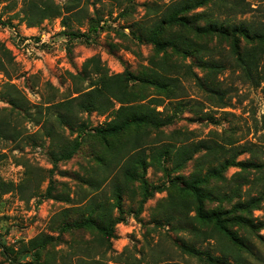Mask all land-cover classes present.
<instances>
[{
    "label": "rangeland",
    "instance_id": "obj_1",
    "mask_svg": "<svg viewBox=\"0 0 264 264\" xmlns=\"http://www.w3.org/2000/svg\"><path fill=\"white\" fill-rule=\"evenodd\" d=\"M55 1L72 7L71 11L35 26L22 19L24 0L0 1V44H5L14 57V65L0 70V116L10 115L18 134L15 140L1 145L0 175L14 184L24 178L27 168L43 176L40 193L29 201L21 199L16 190L0 191V242L8 247L11 256L21 262L30 261L32 257L23 253L24 244L38 235L51 234L59 239L43 251L41 259L51 260L52 264H208L200 258L208 254H212V264H238L237 255L244 264H264V42L242 43L258 55L252 77L238 65L232 44L215 34L197 39L207 43L212 51L186 57L170 47L167 51L159 50L143 36L142 27H150L165 17L168 6L180 0ZM235 1L240 3V12L213 6L209 11L212 18L228 23L245 21L255 27L264 24V0ZM204 9L197 7L190 14ZM64 15L69 16L67 24L63 23ZM90 18L97 21L99 32L90 31ZM66 28L77 33L70 42L62 38L67 37L63 35ZM26 39L39 43L36 47L42 53L39 60L28 59L22 53L19 44ZM212 53L225 65L219 72L201 67L202 58L208 59ZM93 57L100 59L99 73L93 71L94 63L89 66L91 71L85 72V63ZM166 58L168 67L162 69L159 64ZM158 71L162 77L173 78L170 90L161 92L158 88V80L153 77ZM126 72L136 78L128 82L132 103L155 108L168 122L159 129L148 127L139 131L144 138L141 147L146 152L167 142L179 145L200 140L211 143L214 140L242 150L236 160L245 167L233 165L225 172L229 180L235 175L231 186L242 184L240 190L233 192L226 185L229 181L211 179L209 188L219 185L213 190L215 195L221 197L225 193L229 196L226 199H232L206 201L208 208L220 206L229 210L239 201L260 200L259 207L238 209L236 215L244 218L229 223L243 239L244 246H237L236 241L216 231L212 240L196 241V236L185 229L186 217L178 220L179 225L177 221L169 222V216L175 212L170 202L171 193H175L171 179L190 176L205 150L196 153L179 171L172 168L171 157L167 155H162L156 165H149L144 177L149 184L147 192L152 193L147 200L140 187L141 180L120 178L126 190L121 211L113 212L118 221L113 225L114 236L107 257L94 252L89 257L83 255L96 248V242L99 245L96 230L60 229L65 226L61 224L63 221L72 223L85 218L83 210L89 199L96 197L102 202L111 199L112 182L120 175L118 158L129 150L131 143L116 159L112 152L106 154L113 162L107 169L97 158L104 155L105 146L95 131L114 117L120 103L113 101L106 112L77 113L73 126L62 127L56 109L49 112L46 106L76 96L79 90L93 88L103 74ZM7 82L22 92L27 110L11 111L12 106L2 95ZM212 87L222 90L224 95L212 92L209 89ZM51 127L55 131L53 138L47 135ZM134 133L133 130L130 136ZM77 139L82 142L81 147L67 158L65 154ZM51 180L55 198L46 194ZM68 196L70 200H66ZM188 246L197 247L200 253L188 251ZM0 264H12L1 254V247Z\"/></svg>",
    "mask_w": 264,
    "mask_h": 264
},
{
    "label": "trees",
    "instance_id": "obj_2",
    "mask_svg": "<svg viewBox=\"0 0 264 264\" xmlns=\"http://www.w3.org/2000/svg\"><path fill=\"white\" fill-rule=\"evenodd\" d=\"M0 1H11L16 3L17 0ZM239 4L240 3L235 0H180L168 6L165 17H161L150 27H142L143 30L140 31L143 36H146L148 41L156 44L159 50L167 51V48L170 47L174 52L185 57L188 55H202L208 53V51H212L207 43L199 42L197 39L207 34H215L220 39H226L232 44V53L236 55L238 65H240L244 73L252 76L258 55L253 48H246V45L242 46V43L245 41L247 44L254 42L263 44L264 24L255 27L247 24L245 21L228 23L227 21L212 18V14L209 12L213 10V6L219 8H224L225 6L228 12L238 13L241 11L238 8ZM209 6L210 9L207 10ZM197 7H204L206 9L190 14L192 10ZM71 9L72 7L63 6L55 0H24L21 13L23 14L22 19L30 26H35L41 24L46 19H53L61 16L63 13L71 11ZM68 18L69 16H63L64 24H67ZM89 28L90 31H95V33L99 32L97 21L93 18L89 20ZM64 30L63 35L67 36V42H70L73 37L77 36V33L70 32L67 28ZM183 30L192 33L194 36H191L190 33H185ZM133 33L136 35L135 32ZM84 35L85 34H80V36ZM139 36L140 35L136 37ZM168 62L169 60L167 58L162 59V64L159 65L162 69H166L168 67ZM92 63H94V67H96L93 71L99 73L101 64L100 59H96V57L87 60L85 63V72L89 71V66ZM7 65H14V57H12V52L5 44L1 43L0 70L6 71ZM224 66V63L220 61V59L213 57V53L212 57L208 59L202 58V69L219 72ZM195 75L200 83L199 76L197 74ZM153 77L158 80L157 85L160 86L158 88L161 92L171 89L172 77H162L160 71L156 72ZM131 78L136 79L128 72L112 75L103 74L96 81L93 88L86 91L79 90V94L76 96L46 106L49 112L51 109H56V118L59 125L62 127L73 126L77 113L93 111L106 112L112 106L113 101L120 103V107L114 112V117L105 126L95 131L98 136L102 137L105 146L104 155H99L97 158L104 162L107 169L113 162L110 161V158H108L106 154L112 152L114 159H116L118 153L130 145L128 143H131L129 150L118 158V162L120 163L118 171L120 175H117L118 179L116 178L112 182L110 197L112 201L111 199L108 202H102V200L97 201L96 197L89 199L83 210L86 214L85 218L72 223L63 221L61 224H65V226H59L60 229L62 228V231H70L73 228L96 230L97 233H99V245L97 246L96 242V248L83 253V255L89 257L91 253L94 252L103 257H107V251L111 248L110 239L114 236L113 225L118 221V218L113 217V212L116 209L121 211L122 196L126 190L120 178L125 177V181L128 180L131 182L141 180L140 187L144 191L143 196L145 200H147L148 196L152 193L150 192L149 194V192H147L149 190V184L144 177L149 165H156L155 162H158L162 155H167L171 157L172 168L175 171H179L194 158L196 153L205 150V154L199 157L200 160L197 162L196 168L190 176H175L171 179L173 188H175V193H171L170 202L175 212H172V215L169 216L171 218L169 222L177 221L179 225L180 222L178 220L186 217V223L184 225H186L185 227L187 228L185 229L191 231L192 234L196 236V241L205 242L207 240H212V237L216 236L214 234L216 231L217 233L222 232L232 241H236L237 246H244V242H242L243 239L229 223L232 220L236 221L237 219V221H240L244 218L242 215H236L238 209L242 210L246 208V210H250L259 207L260 200L253 198L246 202L239 201L233 204L232 208L229 210H225L220 206L208 208L206 201L210 199H219L221 202H230L232 199H226V197L229 196L225 193L221 197H219L218 194L215 195L213 190L219 185H214L212 188H209L210 185L208 186V182L211 179H215L217 182L229 181L226 185L230 186L233 192L240 190L242 184L240 185L237 183L235 186H231V180H233L235 175L229 180L225 176V172L233 165H242L245 167L244 163L236 160V155L242 150L236 146L228 147V145L214 140H212V143L207 140H200L190 144L184 143L179 145L167 142L161 146L151 147L150 151L146 152V150L141 147L144 145L142 142L144 138L142 135H139V131L145 130L148 127L159 129L168 122L159 116L155 108L144 103H132V99H129L132 92L128 88V82ZM209 89L220 96L224 95V92L220 89L215 87ZM4 90L5 92H3L2 95L7 99L10 106H12L11 111H24L28 109L26 99L16 85L7 82L4 85ZM9 118L10 115L6 117L0 116V150L1 145L5 141L15 140L18 135L15 125L13 126ZM133 130L136 133L130 136ZM54 134L55 131L53 127H51L47 131V135L53 138ZM81 143L82 142L78 139L75 140L73 142L74 147L65 154L66 157L70 158L76 153L81 147ZM206 161L209 163L207 167L205 166ZM251 165H255V163ZM42 177L43 176H41L38 171L34 172L28 168L24 178L17 184L5 181L0 175V191L8 193L16 190L21 199L29 201L40 193L41 183L43 182ZM240 177L243 178V176ZM90 184L97 186L95 182L90 181ZM53 188V180H51L50 185L46 189L47 197L55 198ZM66 200H70V196H68ZM191 212H194V214L191 215ZM58 239L59 238H55L51 234L38 235L31 239L28 244H24L23 253L29 254L32 257V259L27 262H21L17 258L11 256L8 247L2 242H0L1 254L12 264H52L51 260H42L41 258L43 251ZM187 249L188 251H193V253H200L199 249L195 246H188ZM237 257L239 261L238 264H244L238 255ZM200 258L202 261L212 264V254H208L204 257L201 255Z\"/></svg>",
    "mask_w": 264,
    "mask_h": 264
},
{
    "label": "built area",
    "instance_id": "obj_3",
    "mask_svg": "<svg viewBox=\"0 0 264 264\" xmlns=\"http://www.w3.org/2000/svg\"><path fill=\"white\" fill-rule=\"evenodd\" d=\"M64 40L67 37H62ZM62 40V41H64ZM41 42H44L41 40ZM39 43L31 41V39H26L23 43L19 44V47H22V53L26 58H30L31 60L37 61L39 60V56L42 55L40 51L36 49Z\"/></svg>",
    "mask_w": 264,
    "mask_h": 264
}]
</instances>
